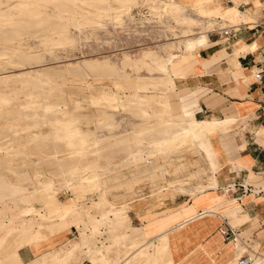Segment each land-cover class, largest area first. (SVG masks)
Returning a JSON list of instances; mask_svg holds the SVG:
<instances>
[{"label": "rangeland", "instance_id": "1", "mask_svg": "<svg viewBox=\"0 0 264 264\" xmlns=\"http://www.w3.org/2000/svg\"><path fill=\"white\" fill-rule=\"evenodd\" d=\"M78 1L75 0L76 8L73 12L67 10L63 13L66 10L64 7L54 8L47 5L46 12L42 10L41 13H43H39L38 17L33 19L39 20L37 21L39 25L42 22L46 24V28L42 27L43 23L39 28L42 34L49 33L53 36L52 33L58 31V28L63 29L67 36L73 39L71 45L56 49L39 47L40 38H44L39 36L11 45L25 55L40 56L39 63L33 64L35 68L16 67L8 58L0 60V93L5 95L4 99L0 98L1 101L3 100L0 105L5 104L0 106V163H2L0 165L3 166V162L9 161L8 165L13 168L22 157H28L32 161L30 168H21V161L20 163L18 161L17 166L19 164L21 166L20 168L16 166V169H19L18 177L13 176L11 172L7 173L6 169L11 168L8 165H4L3 168L6 169L0 166L3 169L0 168L2 171L0 175V264L3 262L14 264L13 251L2 247L7 231L13 229L19 233L23 244L33 242V264H149L158 235L177 227V224L182 222V216L198 215L211 209L196 213L191 211V207H187L189 198L194 196L197 190V183L201 184L204 180L197 177L190 180L186 174L196 172L198 167H206L202 156L190 152L181 154L182 157L174 162L178 165L184 163V169L181 172L183 174L174 176L171 174V168L167 166L170 173L166 181L144 178L121 190L105 191L113 178L121 175L120 179L124 180L136 167L144 163L146 166L148 156H164L166 153L179 149L178 145L172 147L173 149H166L164 141L159 142L157 131L153 132V129L157 128L155 126L144 132L140 119H137L134 111L128 107L136 105L137 101H149L152 97L159 102H168L165 91L175 86L137 88L129 79L158 77L174 60H180L183 41L187 37L194 36L202 28L205 33L216 31L218 27L225 28L229 17L222 15L223 9H236L246 15L262 9L264 13V0H242L238 7L233 6L232 0H213L204 4V9H196L200 5H192L187 0H176L179 9L166 6L163 0H137V5L131 8L110 2L111 7L107 10L109 13L99 12L96 8ZM14 2L0 0V3L4 5L12 6ZM213 9L219 12L207 16L202 14L203 10ZM117 11L122 12L119 14ZM10 16L16 20L14 13ZM238 16L232 17L234 23L240 22L242 15L238 14ZM55 17L59 19L57 22ZM182 19L193 21L194 26L189 28ZM48 21L52 24H47ZM1 23V26L8 24L5 21ZM49 25L54 27L53 30L56 29L53 31ZM258 29L261 30V26ZM230 30L232 29L221 31L228 36ZM8 46V42L0 39V47ZM90 60L107 61L106 67L114 71L118 70L120 75L127 73L125 76L128 77L121 79L114 76L107 77L106 74H93L86 78L69 74L72 68L80 67L84 61ZM122 61L125 62L122 63ZM31 79L38 81V88L34 90L37 96L29 95L33 90H30L31 93L21 90L24 80ZM41 83L42 88L39 86ZM69 85L82 88L84 96L78 98L66 94L65 101L62 104L58 103V99L62 96L59 90ZM40 90L49 94L48 99L41 97L43 103L59 105L54 108L55 112L59 110L66 113L77 106V101L80 102L83 107L81 114L85 115L83 117L91 114L88 109L90 99L87 98L93 97L92 103H94L97 100L94 96L99 94V99L104 98L109 104L106 111L111 113H108L110 123L115 127L100 128V125H91L82 118V122H76L74 130L60 132L65 128L64 123L58 120L56 124L51 123L53 126L47 124L46 118L50 116H45L42 112L44 107H41L39 93H37ZM26 91L28 92L29 89ZM85 95L88 97L86 98ZM34 102L37 104H33ZM144 106H146L145 113L152 115L153 108L151 109L146 103ZM28 111L32 112V115ZM16 112L19 117L15 118ZM26 114H30L31 117L25 116ZM183 120L202 122L192 117ZM54 125L58 129H55ZM106 130L108 132L112 130V133L110 132L109 135ZM50 131H55V137ZM74 131H79L82 138H99V141H103L99 143V147L104 144L103 149L101 148L98 156L78 155L74 170L52 176L44 165L45 156L53 157L49 153L51 147L45 146L43 141L67 142ZM116 133L119 135L115 136ZM111 135L114 137L105 139ZM128 138L132 139L127 141ZM214 172L209 173L208 182H212ZM19 174L23 175L19 176ZM42 175L43 180H41ZM36 180H40L38 184ZM34 187L40 191L50 190L56 201L58 200L57 205L73 204L75 214L61 219L58 215H52L57 208H53V204L48 208L38 201L29 202L27 195H32ZM102 198L104 202L101 201ZM29 206L34 207L37 212H24ZM163 216H165L163 219L149 224L155 227L150 232L157 233L149 239L144 231L145 226L148 222ZM143 226L144 229L141 228ZM43 229L47 231L46 236L41 234ZM225 240H227L226 237ZM251 250L258 253L256 247ZM23 252L28 254V247L20 253ZM233 264H235L234 261Z\"/></svg>", "mask_w": 264, "mask_h": 264}, {"label": "crops", "instance_id": "2", "mask_svg": "<svg viewBox=\"0 0 264 264\" xmlns=\"http://www.w3.org/2000/svg\"><path fill=\"white\" fill-rule=\"evenodd\" d=\"M211 1L207 0L205 5ZM232 1L233 6L238 7L242 0ZM222 11L223 16L229 17L237 10L227 8ZM238 12L242 15L240 22L227 19L225 28L218 27V30L207 33L208 42L203 48L186 56L185 60L172 62L174 69L187 77L173 89L165 91L169 102L168 117L173 121L190 117L197 121L209 117L232 121L227 132L210 137L216 155L214 161L218 165L212 182L207 181L209 173L198 172L197 178L204 181L197 183L194 196L188 200L187 207L193 212L211 209L203 212V220L196 224L195 230H188L189 234L182 232L175 238L188 237L185 238L190 252L184 256V264H233L236 261L231 254L235 251L234 242L226 243L222 233L227 229L238 233L244 245L243 257L249 250L251 260L255 258L251 264H264V13L262 9L257 10L247 14L248 18ZM260 26L261 30L258 29ZM223 29L232 30L225 36ZM257 72H261L260 81L255 79ZM33 209L29 206L24 212H33ZM164 217L145 226L149 239L157 234L150 232L155 227L149 224ZM20 241L22 246L13 263L33 264V242L23 244L21 238ZM26 247L28 254L20 253ZM253 247L258 248V253L251 250ZM178 250L175 253L181 257ZM217 256L218 262L215 261Z\"/></svg>", "mask_w": 264, "mask_h": 264}, {"label": "bare ground", "instance_id": "3", "mask_svg": "<svg viewBox=\"0 0 264 264\" xmlns=\"http://www.w3.org/2000/svg\"><path fill=\"white\" fill-rule=\"evenodd\" d=\"M8 1L14 2V0H8ZM80 1H82V3H84V4H88V5L96 8V10H99V12L101 11L102 13L108 12L107 10L111 7L110 2L117 3V4L122 5L124 7H127V8L135 7L137 5V0H112L109 2H107L105 0H79L78 2H80ZM187 1L190 2L192 5H200L196 9H200V8L204 9V6H205L204 4L207 0H187ZM163 2H165L166 6H168V7H176L177 9H179V7L177 5L178 3H176V0H163ZM182 2H184V1H182ZM14 3L15 4L12 6L11 5H4V4L0 3V23L3 21L8 23L7 21H11V20H12L11 22H13V23L9 22L8 24L3 25V26L0 25V36H1L0 39L4 40L5 42H8V45H9L8 47H0V60H2V58H8L16 67L20 66V67L32 68L33 64L39 63L40 56L25 55L24 53L15 49L11 45L16 44L17 42L19 43L22 40H30L32 38H36L39 36L40 37L44 36L43 39L40 38L41 40L39 42V47H44V48L45 47H51V48L56 49V48H62V47L67 46V45H71L73 43V39L68 37L63 29H59L58 27H57L58 31L56 30L55 33L54 32L52 33V30L54 27L52 28V26L49 25L52 28V30H50V31H51L53 36H51V34H49V33L48 34L47 33L42 34L41 31H39V28L43 24L44 25L42 27L46 28L45 27L46 24L43 23L42 21H40L43 24L40 23L41 25H39L37 23V21H39V20L35 19L36 21H34L33 19L37 18L38 14L41 13L42 10H45L44 12H46L45 7L47 5H51L54 8L64 7L66 10L63 11V13L67 12V10H68V12H73L76 8L75 0H15ZM121 9H122V7H121ZM121 12L122 11H120V13ZM218 12H219V10H216V9H213L211 11L203 10L202 14L207 16V15H215ZM11 13H14V15H15L14 18H16V20L11 18V17H13V16H10ZM238 14H239L238 11L232 12L229 15V19H231L234 15H238ZM116 16H117V14H116ZM39 17H40V15H39ZM55 19H57V18L55 17ZM58 20L59 19H57L56 22ZM182 20L185 21V19H182ZM184 23L189 28L194 26L193 21L186 20ZM1 24H4V23H1ZM47 24H52V23H50V21H48ZM2 36H4V37H2ZM207 42H208L207 33H205L203 31V28L201 29V31L199 33L195 34L194 36L187 37L183 41V52H182V55H180V60H183L186 56H189L192 53L203 48L207 44ZM18 45H20V44H18ZM44 57H45V55H44ZM187 58H189V57H187ZM123 62H125V61H122V63ZM107 64H108L107 61H97V60L84 61L80 67L72 68L70 70L69 74L71 76L86 77V78L89 75H93V74H99V75L100 74H103V75L106 74V75H108L107 77H113L114 76L115 78H121V79L126 78L127 79L128 76H125L127 73L124 75H120L119 74L120 72L119 73L117 72L118 70L114 71V70H111L109 67H106V66H108ZM126 64H127V62H126ZM192 64H194V63H192ZM197 64H198V62H197ZM38 66H36V67H38ZM174 66H175L174 63L169 64L168 67L166 68V71H164V73H162L161 75H159L156 78H146V79L134 78V79H129V80L132 81L134 86L137 88H141L143 86H148L149 88L176 86L177 83H182L184 81V79L187 77V75L183 74V73L181 74V72H177L178 70L176 71L174 69ZM33 68H35V67H33ZM181 70H183V67ZM27 73L29 74L30 72H27ZM124 73H125V71H124ZM236 78H237V76H236ZM37 83H38V81H35L34 79L33 80L32 79L31 80H24V82L21 85V90H25V93H29V92L31 93L30 90H33L32 93L29 95L30 96H37L36 92L34 94V90L36 88H38ZM39 86L42 88L43 87L42 83H41V85L39 84ZM26 89H29V91L27 92ZM82 90H83L82 88L77 87V86H72V85L62 87L59 90L60 92H62V96L58 99L59 102L58 101L57 102L62 104L63 101H65L64 98H66L65 97L66 94H71V95H74L78 98H82L84 96ZM37 93H39L38 96L40 97L39 102L41 101L40 102L41 107H44V109H43L44 111H42V112H44L45 116L46 115L50 116L49 118L45 117L46 121L48 122L47 124H49V125L51 123L56 124L59 121L61 123L65 124V125L61 124V125H64L65 128L62 129L61 131L59 129L60 132H62L63 130L64 131L74 130L76 127V125H75L76 122L80 123L83 120H85V121L87 120V123H89L91 125L98 124V125H100L99 126L100 128L101 127L112 128L114 126V124H113L114 122H112V120H111V122L113 125H111V123H110L109 114H111V113L108 110L106 111V109L109 107V104L105 101L104 98L99 99V94H96V96H94L97 98V100H95L94 103H92L93 97L89 96V98H87L88 96L85 95L87 99H90V107L88 106V109H89L91 114H90V116L83 117L85 115H82L83 113L81 114V112H82L81 110L83 107H81L80 102L77 101L76 102L77 106L74 107L71 111H67L66 113H62L58 110L57 112H55L54 108L58 107L59 106L58 104H51V103L47 104L45 102L43 103L41 100L44 97H45V99H48L49 94L48 95H47V93L45 94L43 92V90H40V92H37ZM4 96L5 95L0 93V98L4 99L3 98ZM140 100H142V99L140 98ZM152 100H153V97L151 100L146 101V102L137 101L135 103L136 105L133 104V105H130L128 107L134 111L133 113L136 115L135 117L137 119H140L141 123L140 122L139 123H140L141 128L144 132L147 131L148 129H150V127L155 126L157 128L153 129V132L157 131L156 134H158V136H159V142L164 141V145L167 147L166 149L172 148V147L174 148L175 145L176 146L178 145L179 149L177 147L178 150L172 151L170 153H166L164 156H159V157H157L156 155L148 156L147 157L148 161H147L146 166H144L145 165V163H144V165H140L139 167H136L134 169L133 173L130 174L129 176H127L124 180L120 179L121 175H119L116 178H113L111 184L108 187H106L105 191L121 190L128 185H134L138 180H141L144 178H149V179H154V180L159 179L162 181H166L165 179L167 178L168 173H170L167 166H169L171 168L170 169L172 171L171 174H174V176H177L178 174L179 175L183 174L181 172H183L184 163L182 165L181 164L178 165V164H174V162H176L178 159H180L182 157L181 154L186 153V152H190L191 154H198V155L202 156L206 162V167H198L196 172H189L188 174H186L187 178L190 180H193L196 177H198V174H197L198 172L200 174L202 173L203 175L208 174L211 171H215V167L218 166L217 163L214 161L216 155H215V151L213 149V146L211 144L210 137L217 135V134H223V133L227 132V130H229V128H230V125L232 124V121L231 120L218 121V120L212 119L211 117L203 120L202 122H196L193 120H192V122H187L185 120L173 121L168 117V114L170 113V112L168 113V111H169L168 102H159L156 99H154L153 101ZM2 101L0 99V103H2ZM5 102H6V99H5ZM37 102H34L33 104L36 105ZM57 102H54V103H57ZM8 103H10V102H8ZM137 103H139L140 105ZM145 103L147 104V106L149 104L151 109L153 108L152 109L153 110L152 115L145 113V111H146V109H145L146 106H144ZM1 105H3V104H1ZM3 106H5V104ZM37 106H40V105H37ZM30 111H32V110H30ZM30 111H28V113H30ZM17 112L19 113V111H17ZM17 112L15 113L16 115H17ZM21 112H24V111L21 110ZM113 112H112V114H114ZM10 113H12V112H10ZM27 114L25 116L30 115V114L29 115H27ZM39 114L40 113H38V115ZM22 115L23 114H21V116ZM16 117H19V115L15 116V118ZM23 117H24V115H23ZM29 117H31V116H29ZM39 117L41 118L43 116H39ZM82 118H84V119L81 120ZM112 118H114V117H112ZM78 120H80V121H78ZM113 121H116V120L113 119ZM43 123H45V122H43ZM117 125L119 126V124H117ZM140 125L138 124V127ZM58 127L61 128L63 126H61V127L58 126ZM13 128L15 129V127H13ZM50 128H51V126H50ZM6 129H8V128H6ZM55 129H58V128L56 127ZM116 130L118 131V128ZM106 131L108 132V130H106ZM139 131L141 132V130H139ZM110 132H108L109 135H110ZM50 133L53 136L55 135V131L54 132L50 131ZM117 134L118 133H116L115 136H117ZM112 136L113 135L108 136V138L106 136H105L106 138L105 137H102V138H105L106 140H108L109 137L111 139ZM98 139L99 138H95V137L82 138L79 131H74L73 133H71L67 142H60V141L54 142V140H45L44 139L45 141H43V142H45V146L51 147L50 148L51 151L49 153L53 155V157L51 156V158H48L45 156V159H44L45 164L44 165L49 169V172H51L52 176H57V174L63 173L65 171H72L76 168V157L78 155H81V156H88V155L98 156L100 154L101 148L103 149L104 144L99 147V143H101L102 140L99 141ZM131 139L128 138L127 141H129ZM72 141H75V142H72ZM160 149H162V148H160ZM46 155H48V153ZM18 161H19V163L21 161L22 167L20 166V164H19V166H17ZM18 161H17V165L16 164L15 165L19 168L20 167L21 168H24V167L30 168L31 167L32 161H30V159L28 157H22V159L18 160ZM8 162H3L4 163L3 166H1V165L0 166L3 168L4 165H6V166L8 165ZM148 162H149V164H148ZM12 163H14V161ZM0 164H2V163H0ZM16 166L13 168H12V166H9L11 168H8V169L3 168V169H6L7 173L11 172V174L13 176L16 175L18 177L17 171L19 169H16ZM201 169H203L205 171L201 172ZM194 171H195V169H194ZM1 173H2V171L0 170V175H2ZM20 174H19V176L23 175V174L22 175H20ZM31 180H32V176H31ZM178 187H179V185H178ZM133 188H135V187H133ZM206 188H208V187H206ZM100 193H101V191H100ZM103 194H105V192ZM27 200L29 202L38 201L44 207H48V208H49V206H51L53 204L54 205L53 208H55V207H57V208L52 212V215H58L61 219H64L66 217H69V216H72L75 214L73 204L72 205L71 204L57 205L58 203H56V202L58 200L56 201L55 197L53 196V193L50 190L40 191V190H38L37 187H34V191L32 192V195H30V196L27 195ZM101 201L104 202V199L102 198ZM33 212H37V211L35 209H33ZM203 217H204L203 213H202V215H191L189 217L182 216V222L177 224V227H175V228L173 227L169 231L163 232V234L158 235L156 237V244L153 246V249H152L153 255H152V258L149 260V264H184L185 263L184 256H185V254H188L190 252V251H187L189 248L188 244L186 242L188 237L186 235L185 237L187 239L185 237H183L184 239H180V238L175 239V238H176V236H180L182 232L185 234H189V233H187L188 230H195L193 228H195L196 224L202 222ZM176 219H178V218H176ZM241 220H239V221H241ZM41 234L46 236L47 231L43 229V230H41ZM234 234L235 235L233 238L227 239L226 241L234 242L233 245H234L235 251L232 252L231 254H232V259L234 258V260H236L235 264H238L240 258L243 257L242 252L244 251V245L241 243V241L238 237V233L235 231ZM21 246H22V243L20 241L19 233L15 229L7 231V235L3 239V242H2V247H4L5 249H10L11 251H13V255L16 258L17 250ZM177 249H179L178 252L180 251V253H178V254L181 257H179L175 253L177 251ZM247 252H244V254H246L250 259H252V253L249 250H247ZM218 256H217V259L215 260L216 262H218V260H219ZM183 258H184V260H183ZM229 261H231V260L229 259Z\"/></svg>", "mask_w": 264, "mask_h": 264}, {"label": "built area", "instance_id": "4", "mask_svg": "<svg viewBox=\"0 0 264 264\" xmlns=\"http://www.w3.org/2000/svg\"><path fill=\"white\" fill-rule=\"evenodd\" d=\"M225 34L227 35V32H225ZM261 78H262V76H261V72H257V73L255 74V79L258 80V81H260ZM242 188H243L244 191H245V190L248 191V189H247L245 186H242ZM249 192H251V191H249ZM222 233H223V235H224L227 239H229V238H233L234 235H235V234H234V231L231 230V229H227L226 231H224V232H222ZM254 260H255V258H253V260H251L248 256H244V257L240 258L238 264H251Z\"/></svg>", "mask_w": 264, "mask_h": 264}]
</instances>
